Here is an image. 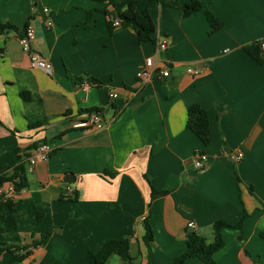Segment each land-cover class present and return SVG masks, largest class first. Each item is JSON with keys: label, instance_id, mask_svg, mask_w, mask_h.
<instances>
[{"label": "crops", "instance_id": "obj_1", "mask_svg": "<svg viewBox=\"0 0 264 264\" xmlns=\"http://www.w3.org/2000/svg\"><path fill=\"white\" fill-rule=\"evenodd\" d=\"M200 1L204 10L190 17L152 8L155 39L141 43L133 29L109 27L106 3L0 0V174L23 164L29 184L10 198L19 238H0L20 255L30 247L15 264H86L106 240L123 238L131 259L114 255L108 264H172L189 233L213 242L216 222L242 220L241 230L222 232L216 264H264V63L246 51L264 42V0ZM207 10L223 23L211 35ZM29 25L51 73L32 67L20 45ZM163 40L160 65L170 77L142 86L137 74ZM191 67L202 73H188ZM194 105L208 113V146L187 127ZM94 108L104 111L101 126L76 128ZM41 144L50 156L29 171ZM198 150L209 156L201 172L193 166ZM238 152L240 162L232 159ZM67 174L75 181L65 182ZM153 189L167 195L153 196ZM146 223L152 240H145ZM12 259L6 252L0 264Z\"/></svg>", "mask_w": 264, "mask_h": 264}, {"label": "trees", "instance_id": "obj_2", "mask_svg": "<svg viewBox=\"0 0 264 264\" xmlns=\"http://www.w3.org/2000/svg\"><path fill=\"white\" fill-rule=\"evenodd\" d=\"M107 4L105 14L108 18V24L111 29H114V21L120 20L121 26L131 28L135 31L139 42L154 41L156 33V25L151 15V9L156 6H164L168 8H176L182 11L184 17H190L205 8V4L200 0H189L185 4L179 3L177 0H96ZM206 17L210 24V35L218 32L223 28V23L214 16L210 11H206ZM261 42L246 47V51L254 57L258 62L264 63L260 57ZM94 85L99 86L100 82L96 79H91ZM27 99V96L24 95ZM103 110L94 108L86 111L88 117L93 113H98L103 116ZM187 127L192 130L196 136L202 141L203 145L208 146L211 142L212 133L208 113L199 105H194L189 109V117ZM27 167L23 164L12 168V173L3 172L0 174V189L4 185L12 183L16 193L26 189L28 184ZM153 196L167 195V192H159L153 189ZM77 199V194L74 198ZM37 221H42L41 213L37 212ZM243 220L236 226H231L225 222L218 221L214 224V241L208 240L198 234L191 232L188 235L186 251L174 259L172 264H184L188 260L197 259L204 264H216L214 256L224 249L226 243L222 232L227 228L242 229ZM18 220L16 203L12 199L0 197V238H19ZM152 230L149 224L146 223L145 240H152ZM41 242L35 243V245ZM29 246H25L22 250L24 254H18V251H12L9 245L0 239V258L6 252H11L13 259L11 264L25 260L29 255ZM119 256L123 261H129L130 257V240L123 238L119 240L108 239L105 241L102 249L98 252H89L86 264H108L112 256Z\"/></svg>", "mask_w": 264, "mask_h": 264}, {"label": "built area", "instance_id": "obj_3", "mask_svg": "<svg viewBox=\"0 0 264 264\" xmlns=\"http://www.w3.org/2000/svg\"><path fill=\"white\" fill-rule=\"evenodd\" d=\"M45 13L49 12L48 8L44 9ZM47 28H51L53 26V22L48 19L45 22ZM114 26L119 27L121 26L120 20L114 21ZM35 40V29L32 25H29L22 33V35L19 38L20 45L24 52H26L30 58V63L32 67L37 68L39 70L51 73V68L46 61V59L37 51L33 49V42ZM261 48L264 49V42L261 43ZM168 49V42L166 40H163L161 43L158 44L157 47V54L154 57H149L146 59L145 67L144 69L140 70L138 72V79L140 80V84L142 86L146 85L148 82L152 81L154 78L157 79H167L170 77V69L165 66H161L160 64L163 62V59L161 57V54L167 51ZM227 50L226 52H228ZM188 73L194 74V75H200L202 71L197 68H189ZM90 84L85 83L83 84V90L87 91ZM118 95L114 92L110 94V98L114 99L117 98ZM103 122V116L98 113L91 114L87 120L83 122H77L75 123L76 128H91L96 129L101 126ZM52 149L48 144H41L36 150L32 157L28 158V169L29 171H32V169L37 166L38 164H41L45 162L48 157L50 156ZM232 159L236 162H240L244 159V154L241 152H238L236 154H232ZM209 161V156L201 151L196 152V156L193 160V166L197 171H203ZM69 194L73 195V189L68 188ZM14 187L5 188L2 187L0 189V197H4L7 199H10L15 194ZM144 220V218H143ZM188 228L195 229L196 225L194 222H190L188 224Z\"/></svg>", "mask_w": 264, "mask_h": 264}, {"label": "water", "instance_id": "obj_4", "mask_svg": "<svg viewBox=\"0 0 264 264\" xmlns=\"http://www.w3.org/2000/svg\"><path fill=\"white\" fill-rule=\"evenodd\" d=\"M74 181H75V177H74L73 174H67V175H66V180H65V182L70 183V182H74Z\"/></svg>", "mask_w": 264, "mask_h": 264}, {"label": "rangeland", "instance_id": "obj_5", "mask_svg": "<svg viewBox=\"0 0 264 264\" xmlns=\"http://www.w3.org/2000/svg\"><path fill=\"white\" fill-rule=\"evenodd\" d=\"M113 260H118V262H121V259L119 257H117V256H115ZM113 262L114 261H111L109 264H114ZM115 264H118V263H115Z\"/></svg>", "mask_w": 264, "mask_h": 264}]
</instances>
